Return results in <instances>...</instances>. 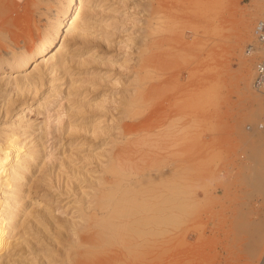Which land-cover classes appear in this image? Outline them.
Listing matches in <instances>:
<instances>
[{"label": "rangeland", "instance_id": "374dc122", "mask_svg": "<svg viewBox=\"0 0 264 264\" xmlns=\"http://www.w3.org/2000/svg\"><path fill=\"white\" fill-rule=\"evenodd\" d=\"M34 2L32 24L12 34L13 26L2 28L0 55L24 42L28 48L64 0ZM216 2L84 0L79 15L75 10L81 34L64 39L63 32L27 71L61 43L66 65L44 76L29 104L28 90L9 87L13 103L0 113V132L15 128L31 162L20 203L33 213L35 199L48 193L42 209L49 221L40 222L47 240L36 237L35 228L30 236L32 249L41 248L47 259H35L29 245L11 250L9 264H71L74 227L85 226L93 205L106 202L130 215L117 229L94 232L98 247L90 251L100 264H144L149 251L159 253L161 264H264V130L256 127L262 102L251 85L258 55L249 48L264 0H222V9ZM219 16L221 28L215 26ZM203 114L207 122L200 121ZM24 189L39 194L30 198ZM125 191L126 201L117 206ZM182 193L193 195L188 201ZM180 200L192 207L190 217L185 210L153 211ZM137 217L145 219L140 227ZM172 229L173 235L158 234ZM169 255L173 261L165 263Z\"/></svg>", "mask_w": 264, "mask_h": 264}, {"label": "bare ground", "instance_id": "6f19581e", "mask_svg": "<svg viewBox=\"0 0 264 264\" xmlns=\"http://www.w3.org/2000/svg\"><path fill=\"white\" fill-rule=\"evenodd\" d=\"M83 1L84 0H64V2H62V6H60V8L56 11V14L52 18V21H50L49 23H47V25L45 26V28L43 29V31L38 34V36L32 41V43L30 44V46L28 48H26V44L27 43L25 44V42H24L21 45L16 46L15 48L13 47L11 50L4 51L0 55V113L7 114L9 112V109H10L11 105H12L11 103H13L12 102V98L7 93V91H9V87L10 88L11 87L14 88L15 90H16V88H17V90L19 88L20 89H23L24 88V89L28 90L27 92H28L29 96L26 95L27 100L24 98L25 99V102L24 103L29 104V103H31L33 101L34 97L36 96L37 89L39 87L38 85L39 84L41 85V81H43L44 76H46L48 74L54 73V71L57 70V67L66 65L65 64L66 61H64L65 60L64 59L65 58V55H64L65 52H63V50L66 48V44L64 45L63 43H61L59 45V47L57 48V50L54 52V54L50 55L49 58H47L46 60H43V61L40 62V66L37 65L32 70V72L31 71L30 72L27 71V68L30 65H32L37 59H39L38 58L39 56H41L42 54H44L45 52H47L48 50H50L55 45L57 39L61 36V34L63 32L65 33L64 39H65V37L67 39L69 36L72 37V38L75 37V39H76L77 33L81 34L80 32H81V26L83 25V22H82L81 18H79L77 16V14L75 15V10L78 9V15H79V11L82 10L81 7L83 6L82 5ZM171 1H174V0H171ZM169 3H171V2L169 1ZM169 3L166 4V5L168 6ZM33 5H35L34 0H0V34H1V31H2V28L4 26H6V25L13 26L12 28H10V31H9L12 34L14 32V30L21 29L25 25L29 26L30 24H32V22H33L32 20H34V19L32 17L33 15L32 16L30 15L31 14L30 13L31 12L30 6H33ZM166 5H164L163 7L166 8ZM214 5L216 6V8L222 9V6H223L222 0H217V2ZM222 25H223V20L219 16L216 19L215 26L218 27V28H221ZM23 31H25V30H23ZM42 65L46 67L45 68L46 69L45 70V73L43 72L44 70L41 71L43 69L42 68ZM47 70H48V72L46 73ZM207 81H208L207 78L206 79L205 78L203 79V82L204 83H206ZM29 90H31L30 93H33L32 96H30L31 94L29 93ZM135 97H137V96H135ZM139 98L140 97H138V100H140ZM200 101H201V103L202 102L205 103V97L204 96H201ZM206 105H204V107H206ZM139 112H138V114L140 115ZM206 117H207V115L206 114H203L201 116V118H200V121L201 122H204L206 120ZM21 118L22 117H20V119ZM205 122H207V121H205ZM1 129L2 128H0V130ZM258 131H259V129H258ZM25 147H26V145L23 142V139L21 138V135L18 134V131L15 128H13V127L6 128V129L4 128L0 132V264H9V259H10L9 258V252L11 250H14L15 252L16 251H23V250H26V247H29V245L31 246L30 247L31 248L30 250L33 251L32 254L34 255L35 259L36 258L43 259L45 256H46V259H47V255L44 256V255L39 254V251L38 250H40L41 248L38 249V250L37 249H32V245L31 244L33 242L31 241V239H33V237L30 238V236L35 235V233H36V232H34V228H35L38 231V235L36 234V237H38V238L41 237V239L48 238V234H47V230H46V228H47L46 225L44 224V226H43V225L40 224L41 221H42V223H45L44 222L45 220L48 221V219H46V217H45L46 214L44 213V209H42V207H45V205H47L45 203V200L47 198L46 196L48 195V193H47V195L43 193V194L40 195V198H36L35 199L34 197L39 194L38 190H34L33 192H31L29 190H25L24 189L25 191H28V193L26 194L27 197H30V198L32 197V198L35 199V203H36V206L35 207L36 208H34V212L33 213H31L30 211H28L27 207L24 206L25 204L24 205H21V203H20L22 200H24L23 199V197H24L23 196V192L20 189L22 188V182H23V180L26 179V178H24V175L26 174L25 173L26 172V167L29 166V164L31 163V162L29 163V159L27 158L28 157L27 156V153H25V149H27ZM31 161H33V160H31ZM29 169L30 168L28 167V170ZM140 175H141V173H140ZM180 178L181 177H179V180H180ZM27 182H28V180H27ZM183 183H185V182H183ZM23 184L25 185V183H23ZM127 184H129V183H127ZM126 185H121L120 182H119L116 186L117 187L126 188ZM133 185H134V182H133ZM191 185H192V183H191ZM136 187H138L137 184H136ZM177 187H178V185H177ZM133 188H135V187H133ZM190 190H192V188ZM110 191H112V189H110ZM181 192H182V190L179 191L178 193L181 194ZM126 193H128V195H129V191L128 192L125 191V194H122L121 197L117 200V202H119V203H115L116 205L118 204L117 206H119L121 204H124V202L126 201V199L124 201V198L123 197H124V195H126ZM186 194L187 193H185V194L182 193V195H184V196H187ZM103 195H102V197H103ZM192 195L190 193H188V196H187L188 197V201L191 199L190 197ZM106 197H108V195ZM175 197H177V196H175ZM25 198H26V196H25ZM128 199L130 201V198H128ZM138 199H140V198H138ZM29 200H31V199H29ZM140 200H142V199H140ZM167 200H168V197H167ZM103 201H105V200H103ZM122 201H124V202L121 203ZM137 202H136V204H137ZM161 202H163V201H161ZM172 202H174V200ZM108 203L107 202L105 204H101L100 203L99 205H97V204L95 205L94 204L93 205V208L95 209V213H93V215L91 217H88V219L86 220L87 224L85 226L82 225V226H80L79 229L76 230L75 227H74V225H73V227H74L73 234L76 237L73 240V242H72V244H71L70 247L76 249V252H75L76 256H74L73 258H69L68 263H71V264H100V263H102L101 260L100 261L99 260H96L97 259L96 258L97 256H95L94 253H97V252L90 251V250H94V249H96L98 247V245H96L97 242H96V239L94 237V235H95L94 232H96L97 230H101L104 227L107 228L108 230H111V228L117 229L124 222L123 219H125V217H129V215H130L127 212H125V210H124L125 208L124 207H121L123 209L117 208V209L114 210L112 208V206H110ZM141 203H142V201H141ZM144 203H145V201H144ZM166 203H168V202L166 201ZM169 203H170V201H169ZM163 205H165V202H164ZM163 205H161V206H163ZM131 206H135V205H132L131 204ZM139 206L140 205H138L136 207H138V209H141V207L139 208ZM158 206H160V205H158ZM126 208H128V207H126ZM146 208H148V207H146ZM146 208H145V210L148 211ZM191 208L192 207L189 205V203H182L181 200H180V201H177L176 203H174L173 206H170L167 209H161V208L158 207V208H156L153 211H154L155 214H157L158 212L161 213V211L166 210V211H169V213H167V215L174 214L175 212H178V211H180V212L181 211H183V212L186 211L187 217H190V215H191L190 209ZM148 209L150 210V208H148ZM145 210H143V213L146 212ZM140 211H142V210H140ZM98 212H100L101 217H100V215H98L99 214ZM152 212H150V213H152ZM182 214H184V213H182ZM175 217L172 216V218H174V220H175L174 222H176V218ZM152 218H154V217H152ZM90 219H91V222H89ZM137 219L139 220L138 222H136ZM137 219L135 221V225L137 224L138 226L139 225L142 226V223H143V221L145 219L144 218H141V220H140V218H138V217H137ZM150 220H152V219H150ZM146 222H147V220H146ZM159 223H162V222L159 221ZM167 223H169V222H167ZM167 223H165V224H167ZM57 224H59V223H57ZM126 224H128V223H126ZM177 224H179V221H178ZM129 225H130V223H129ZM132 225L135 226L134 224H132ZM173 225H176V224L174 223ZM138 226H135V228L138 227ZM155 226H157V225H155ZM162 226H163V224H162ZM195 226H196V224H195ZM204 226L205 225H203V227ZM148 227L149 226H147V228ZM200 227H201V225H200ZM128 228H127V230H128ZM171 228H173V227H171ZM175 228H173V229H175ZM145 229H146V226H145ZM173 229L172 230H160L158 232V234L159 235H163V234L167 235L170 232L173 235V233H174ZM176 229H178V228H176ZM52 230H53V228H52ZM130 230L132 231V229H130ZM138 230H136L137 232H135V231L134 232L136 234H139V235L142 236V234H144V231L139 232ZM185 231H187V230H185ZM62 232H64V231H62ZM131 233H133V232H131ZM154 233L157 234L156 231ZM154 233L151 232V234H154ZM185 233H187V232H185ZM190 233H191V231H190ZM40 234H41V236H40ZM136 234H134V235H136ZM62 235H64V234H62ZM148 237H151L152 238L151 235L148 236ZM157 237H160V236H157ZM38 238H35V240L36 239L38 240ZM51 239H52V237H51ZM57 239L59 240L60 237L57 238ZM105 240H106V238H105ZM173 240H174V237H173ZM38 241H40V239ZM42 241H44V240H41L40 242H42ZM146 242L147 241H145V243ZM107 243H109V241ZM141 243H144V242H141ZM149 243L152 244V242H149ZM127 244H128L127 242L124 243V245H126L125 246L126 249L129 248ZM153 244H155V243H153ZM57 245H60V244H57ZM139 245H140V243H139ZM60 248H62V247H60ZM150 248H152V247H150ZM150 248H148V249L150 250ZM156 248L158 249V247H156ZM85 250H87V251H85ZM78 251H79V253H78ZM188 251H185V252H188ZM43 254H44V252H43ZM48 254H49V252H48ZM79 254H81V255L82 254H85V256L80 257ZM178 254H180V253H178ZM178 254H176V255H178ZM171 256H173V254ZM174 257H176V256H174ZM174 257H173V259H174ZM178 257H176V258H178ZM31 259H32V257H31ZM170 259H172V258H170V255H169V259H167L165 261V263L169 262ZM175 260H177V259H174V261ZM42 261H44V259ZM171 261H173V260H171ZM12 263H13V261H12ZM16 263L17 262H15V264ZM18 264H20V263H18ZM44 264H46V262ZM144 264H161L160 257H159V253L153 252V251L146 252L145 258H144Z\"/></svg>", "mask_w": 264, "mask_h": 264}, {"label": "built area", "instance_id": "2783aa9c", "mask_svg": "<svg viewBox=\"0 0 264 264\" xmlns=\"http://www.w3.org/2000/svg\"><path fill=\"white\" fill-rule=\"evenodd\" d=\"M253 36L255 45H250L249 48L250 52L258 56L253 68L251 85L253 90L260 96L262 102V115L256 127L260 130H264V17L255 23ZM252 47H254V49H252Z\"/></svg>", "mask_w": 264, "mask_h": 264}]
</instances>
